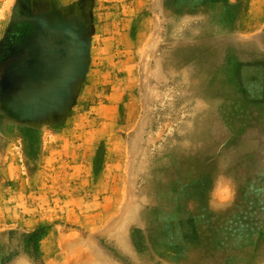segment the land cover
I'll use <instances>...</instances> for the list:
<instances>
[{"label": "rangeland", "instance_id": "obj_1", "mask_svg": "<svg viewBox=\"0 0 264 264\" xmlns=\"http://www.w3.org/2000/svg\"><path fill=\"white\" fill-rule=\"evenodd\" d=\"M263 69L264 0H0V264H264Z\"/></svg>", "mask_w": 264, "mask_h": 264}, {"label": "bare ground", "instance_id": "obj_2", "mask_svg": "<svg viewBox=\"0 0 264 264\" xmlns=\"http://www.w3.org/2000/svg\"><path fill=\"white\" fill-rule=\"evenodd\" d=\"M183 1V0H182ZM186 1V0H185ZM209 1V0H208ZM188 2H190V1H188ZM199 2V1H198ZM203 3V2H202ZM247 4V3H246ZM257 4V3H256ZM198 5V4H197ZM202 5V4H201ZM216 6V5H215ZM217 7V6H216ZM224 7V6H223ZM223 9V8H222ZM205 11V10H204ZM221 15H223V14H221ZM220 15V16H221ZM223 18V17H222ZM222 18H221V20H222ZM213 21V20H212ZM223 21V20H222ZM214 22V21H213ZM218 22H219V20H218ZM222 24V23H221ZM264 70V69H263ZM252 77V76H251ZM263 81V80H262ZM258 88V87H257ZM262 89V88H261ZM255 97L256 98H258V94H257V92H255ZM255 105H257V103H255ZM169 209V208H168ZM167 209V210H168ZM119 242H120V240H119ZM253 244H254V246L256 247L255 249H257L258 248V242H253ZM252 245V244H251ZM251 253V252H250ZM261 263V259H260V256L258 255V254H253L252 256H250V261H249V263L248 264H260Z\"/></svg>", "mask_w": 264, "mask_h": 264}]
</instances>
